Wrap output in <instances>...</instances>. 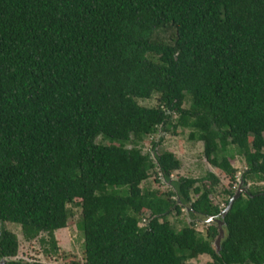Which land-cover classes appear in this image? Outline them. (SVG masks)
<instances>
[{"label":"trees","instance_id":"obj_1","mask_svg":"<svg viewBox=\"0 0 264 264\" xmlns=\"http://www.w3.org/2000/svg\"><path fill=\"white\" fill-rule=\"evenodd\" d=\"M180 130L230 179L225 208L213 173L172 178L162 138L143 152ZM237 156L248 188L224 215ZM152 173L171 189L144 188ZM249 183H264V0H0V261L46 264L17 260L6 225L49 255L78 208L87 264H264V188ZM185 208L224 222L219 251L218 226L171 225Z\"/></svg>","mask_w":264,"mask_h":264},{"label":"rangeland","instance_id":"obj_2","mask_svg":"<svg viewBox=\"0 0 264 264\" xmlns=\"http://www.w3.org/2000/svg\"><path fill=\"white\" fill-rule=\"evenodd\" d=\"M139 104L145 107H155L158 104L157 96H154L151 100H139ZM190 130L179 131L177 135H173L172 131L169 133L155 134L150 137H146L141 144L144 153L153 154V143L159 142L162 138L163 142L160 146L156 147V152L159 151H170L173 152L181 162L180 170L176 171L173 175V179L177 180L181 177L187 178H205L209 173H213L220 179L219 185L216 187L215 193L212 195L214 204L219 205L221 208H225V201L229 198L225 192L229 190L231 185L230 179L218 168L213 167L205 157L204 145L202 142L193 141L190 139ZM98 143L108 144V140L100 137L97 140ZM131 147V146H130ZM231 152L236 155V151L231 148ZM233 166L237 168L238 173V184H234L232 187L233 191L238 192L241 184L242 173L246 169V162L244 158L237 156L233 161ZM161 178L152 173L150 178L143 183V187L149 190H154L159 193H163L171 189L170 183H166L164 180L158 181ZM211 185V181L206 182ZM249 186H258L264 188V183L252 184ZM248 188V187H247ZM245 188V189H247ZM80 209L77 208L75 211V217L72 218L67 228L59 230L55 233L58 241L59 249L56 253L46 255L45 248L41 245L40 240H34L28 242L22 235L21 228L17 225L8 223L7 229L13 231L19 238L20 248L19 254L16 259H21L27 262L39 261L47 264H84L85 261V245H84V234L80 231L77 224L80 218ZM168 221L176 230H181L184 227L190 225V219L187 216L185 210L180 216H177L176 212H173L168 217ZM207 223L200 222L195 225L198 232L201 235H206ZM142 226L146 223L143 221ZM205 258V259H204ZM206 261V256H199L193 259L192 263L201 264Z\"/></svg>","mask_w":264,"mask_h":264},{"label":"flooded vegetation","instance_id":"obj_3","mask_svg":"<svg viewBox=\"0 0 264 264\" xmlns=\"http://www.w3.org/2000/svg\"><path fill=\"white\" fill-rule=\"evenodd\" d=\"M185 210V212H187V216L189 217V219H190V225L191 224H194V225H197V224H199L200 222H206V221H208L209 219H207V217H197V218H195V219H193V218H191V214H190V210L189 209H187V208H185V209H183V211ZM217 220H219V219H217ZM215 225L216 226H218L217 225V222H215V219H213L212 221H211V223H207V231H206V235L204 236V235H202V236H204V237H207V235H208V229L212 226H214L215 227ZM213 245H214V247H215V239H214V242H213ZM216 248V247H215ZM220 250V249H219ZM204 256H206V261L205 262H203V263H201V264H216L215 263V259L211 256V255H209V254H203ZM203 255H201V256H203ZM85 259V258H84ZM205 259V258H204ZM18 260V259H17ZM21 260V259H20ZM24 261V260H23ZM5 262H6V259H3L2 261H0V264H5ZM27 262V261H26ZM32 262V261H31ZM43 263V262H42ZM47 264V263H46ZM84 264H87L86 263V260L84 261ZM193 264H195V263H193ZM197 264V263H196Z\"/></svg>","mask_w":264,"mask_h":264},{"label":"water","instance_id":"obj_4","mask_svg":"<svg viewBox=\"0 0 264 264\" xmlns=\"http://www.w3.org/2000/svg\"><path fill=\"white\" fill-rule=\"evenodd\" d=\"M243 191H245V189L242 188V184H241V186H240L238 192H237V193L235 194V196L231 199L230 204H229L227 210H225V211L223 212L224 215H226V214L228 213V211L231 209V207H232L234 201H235L237 198L240 197V195H241V193H242ZM213 219H214L213 217L210 218V219L208 220V223H211V221H212ZM215 222H217V225H218V228H219V232H220V233H219V236L217 237L216 242H215V247H216L217 251H219V249H220V247H221V241H222V239L225 237V232H224V229H223L224 222H223L222 220H216V218H215Z\"/></svg>","mask_w":264,"mask_h":264}]
</instances>
